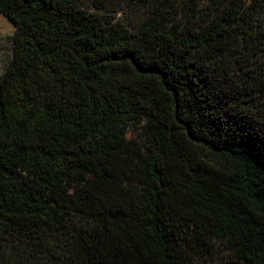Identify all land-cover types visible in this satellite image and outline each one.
I'll return each instance as SVG.
<instances>
[{
    "label": "trees",
    "instance_id": "trees-1",
    "mask_svg": "<svg viewBox=\"0 0 264 264\" xmlns=\"http://www.w3.org/2000/svg\"><path fill=\"white\" fill-rule=\"evenodd\" d=\"M0 13V264H264V0Z\"/></svg>",
    "mask_w": 264,
    "mask_h": 264
},
{
    "label": "rangeland",
    "instance_id": "rangeland-1",
    "mask_svg": "<svg viewBox=\"0 0 264 264\" xmlns=\"http://www.w3.org/2000/svg\"><path fill=\"white\" fill-rule=\"evenodd\" d=\"M122 13V11H120ZM14 25L0 13V74L11 57ZM131 131L129 137H133ZM136 137V136H134ZM138 140V138L136 137ZM196 264H241L233 251L225 243L216 241L208 250L203 251L196 257Z\"/></svg>",
    "mask_w": 264,
    "mask_h": 264
}]
</instances>
